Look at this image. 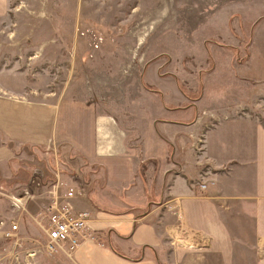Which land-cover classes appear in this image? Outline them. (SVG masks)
<instances>
[{
    "label": "rangeland",
    "instance_id": "1",
    "mask_svg": "<svg viewBox=\"0 0 264 264\" xmlns=\"http://www.w3.org/2000/svg\"><path fill=\"white\" fill-rule=\"evenodd\" d=\"M6 2L0 264H28L24 251L45 243L47 222H37L56 182L61 194L71 187L86 193L74 200L77 211L93 206L135 216L167 199L178 177L200 192L250 189L236 148L248 146L243 125L264 127V0ZM101 116L117 118L127 131V154L95 158ZM43 118L50 131L37 142ZM223 137L224 149L216 150ZM28 190L36 198L18 213L12 198ZM241 208L233 203L225 219L250 224ZM18 222L21 233L9 237ZM18 252L24 254L15 259ZM69 253L67 245L28 261L67 264Z\"/></svg>",
    "mask_w": 264,
    "mask_h": 264
},
{
    "label": "crops",
    "instance_id": "2",
    "mask_svg": "<svg viewBox=\"0 0 264 264\" xmlns=\"http://www.w3.org/2000/svg\"><path fill=\"white\" fill-rule=\"evenodd\" d=\"M7 8L6 0H0V17ZM45 119L37 124L41 133L33 139L37 142L50 131ZM242 128L239 133L248 146L236 148L237 161L245 173L244 182H250L249 190L239 186L230 195L216 189L200 192L178 177L167 191L166 201L142 216L86 207L88 229L81 245L69 253L67 264H264V127L256 123ZM224 141V137L217 141L216 150L220 144L224 149ZM93 150L100 160L128 153V133L117 118H97ZM240 191L244 194H238ZM233 203H239L240 216L250 224H230L225 219L224 213Z\"/></svg>",
    "mask_w": 264,
    "mask_h": 264
},
{
    "label": "built area",
    "instance_id": "3",
    "mask_svg": "<svg viewBox=\"0 0 264 264\" xmlns=\"http://www.w3.org/2000/svg\"><path fill=\"white\" fill-rule=\"evenodd\" d=\"M35 185L36 187H40ZM53 185L52 191L50 193V200L46 210L42 211L41 219L37 224H42L45 220L47 222V227L43 230L45 231V243L40 245L36 250L28 249L24 252L27 254L28 258H34L38 254L45 252L53 253L58 249H62L69 245L71 250L79 247L81 245V240L85 237V232L88 228L87 224L89 222V214L86 211H77L74 205V200L80 197H84L86 194L83 189L69 188L64 194H61L63 186L61 182H56ZM204 188L206 186H203ZM35 200V194L31 193L30 190L25 191L21 196H15L12 198V206L18 213L24 214L28 212L29 205L26 200ZM25 199V200H24ZM33 203L35 201H32ZM21 233L20 223L11 224L7 235L9 237H17ZM41 244V243H40ZM23 253H16L17 255Z\"/></svg>",
    "mask_w": 264,
    "mask_h": 264
}]
</instances>
